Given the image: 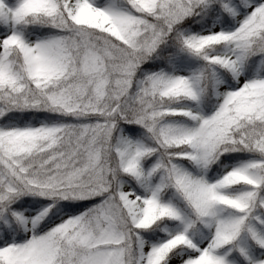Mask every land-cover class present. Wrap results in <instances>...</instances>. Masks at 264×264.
<instances>
[{"label":"snow or ice","instance_id":"obj_1","mask_svg":"<svg viewBox=\"0 0 264 264\" xmlns=\"http://www.w3.org/2000/svg\"><path fill=\"white\" fill-rule=\"evenodd\" d=\"M0 264H264V0H0Z\"/></svg>","mask_w":264,"mask_h":264}]
</instances>
